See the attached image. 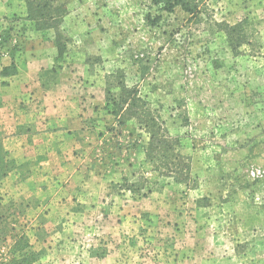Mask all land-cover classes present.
Instances as JSON below:
<instances>
[{"label":"rangeland","instance_id":"rangeland-1","mask_svg":"<svg viewBox=\"0 0 264 264\" xmlns=\"http://www.w3.org/2000/svg\"><path fill=\"white\" fill-rule=\"evenodd\" d=\"M62 1L66 48L44 82L67 78L91 145L84 162L114 182L52 195L45 186L64 177L5 157L0 227L27 236L36 264H264V0H195V18L152 0ZM24 18L0 11V64L9 46L46 40ZM117 81L136 89L187 159L186 186L151 172L148 134L132 119L117 125L105 107ZM133 183L147 194L130 193Z\"/></svg>","mask_w":264,"mask_h":264},{"label":"crops","instance_id":"crops-1","mask_svg":"<svg viewBox=\"0 0 264 264\" xmlns=\"http://www.w3.org/2000/svg\"><path fill=\"white\" fill-rule=\"evenodd\" d=\"M0 11L5 16L24 17V2L0 0ZM28 40L26 38L18 50L9 46L2 53L0 70L12 65L14 73L5 77L6 91L0 95L1 146L7 152L6 157L16 158L18 165L33 164L32 170L29 169L33 175L64 177L59 182H48L44 193L62 197L76 190L94 193L103 182L108 186L114 179L91 170V165L84 162L85 152L91 145L82 140L87 129L83 128L82 111L74 95L63 90L67 78L62 79L58 87H48L44 82L57 62L54 44L41 39L27 44ZM26 171H22L24 175L19 181L25 183L29 179L25 177ZM63 172L69 175L64 176Z\"/></svg>","mask_w":264,"mask_h":264},{"label":"trees","instance_id":"trees-1","mask_svg":"<svg viewBox=\"0 0 264 264\" xmlns=\"http://www.w3.org/2000/svg\"><path fill=\"white\" fill-rule=\"evenodd\" d=\"M25 5V20L32 23L34 30L40 32L46 40H52L57 56H61L66 48V38L60 32V25L67 15L65 2L62 0H22ZM155 5H160V9L167 13L173 12L176 7L189 15V18H195L198 15V3L195 0H152ZM147 21L150 25L155 23L154 19ZM227 36L231 44L233 32L240 28L228 27ZM51 36H50V34ZM240 35V34H239ZM63 37V38H62ZM240 42H236L238 45ZM7 68V69H6ZM2 68L6 69L1 76L8 77L14 73L12 65ZM51 72V71H50ZM119 90L115 95L109 87L104 90L105 107H110L109 113L117 118V125H123V118L135 121L138 129L148 134V140L143 147L144 161L150 165L151 172H161L162 176H167L177 184L187 185L190 181V165L184 156H181L175 150L174 141L165 133L157 116L150 113L146 107L145 101L138 96L136 89L127 88L121 81H117ZM121 119V120H120ZM7 152L3 151L0 145V171L5 175L10 170L7 164L12 165V160L4 161ZM4 163V164H3ZM6 163V164H5ZM130 193L137 194L138 197H144L147 193H139L142 187L133 183L128 185ZM147 192L149 189L146 190ZM10 205H13L10 202ZM0 207L1 204H0ZM5 217L0 214V221ZM0 264H36L38 256L31 251L27 236L19 231L15 232L13 228L0 227ZM9 239V242H8Z\"/></svg>","mask_w":264,"mask_h":264}]
</instances>
